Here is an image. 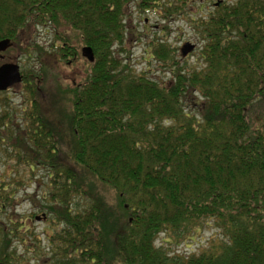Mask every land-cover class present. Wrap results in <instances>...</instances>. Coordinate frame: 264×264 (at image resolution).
I'll list each match as a JSON object with an SVG mask.
<instances>
[{"label":"trees","instance_id":"trees-1","mask_svg":"<svg viewBox=\"0 0 264 264\" xmlns=\"http://www.w3.org/2000/svg\"><path fill=\"white\" fill-rule=\"evenodd\" d=\"M157 1L0 0V42H12L5 60L21 64L25 97L20 117L0 100V264H31L40 252L31 258L47 264H264V0L220 3L193 19L200 68L177 60L168 35L148 40L145 54L170 80L137 74L128 56L138 41L132 7ZM174 4L159 6L167 23L183 13ZM39 28L53 35L48 48ZM69 60L87 69H73L60 91L71 105L60 128L45 85ZM61 131L71 134L68 153ZM33 183L47 188L49 253L36 214L17 210ZM204 222L218 230L208 251L157 244L164 232L187 239Z\"/></svg>","mask_w":264,"mask_h":264},{"label":"rangeland","instance_id":"rangeland-1","mask_svg":"<svg viewBox=\"0 0 264 264\" xmlns=\"http://www.w3.org/2000/svg\"><path fill=\"white\" fill-rule=\"evenodd\" d=\"M161 3L168 4L170 2L174 3L173 10L176 8H180L183 10V13L180 12V14H177L175 16H172L170 18V22H166L163 20V13L161 11V8L157 7V5H154V8H157V10H154L153 7H150L148 10L150 12H137L136 8L132 7V11H135L134 20L135 22V28H136V36L137 40L135 42V45L133 48H131V52L128 56L132 61V68L137 74H143L146 73L151 78H157V79H167L170 80L171 76L169 74V71H166L165 73L162 70V64L159 62L156 58L152 57V55L145 54V50H148V40L149 41H156L158 38L165 39L167 36V44L170 47L176 48V57L179 62L185 63L192 67L200 68L202 61L199 59L200 56V47H201V40L198 37V34L195 29V23L193 22V19L199 20L200 18L204 16L210 15L211 12L215 11L216 4L218 2H221V4L228 3L232 4L236 0H207V2L204 3V8H201V0H196V2L193 4L195 5L194 8L190 9L189 7L186 8L184 6L180 5V0H158ZM204 2V1H203ZM158 13H160V16L158 17ZM138 15V17L136 16ZM144 23L148 24L150 27L144 28ZM163 27L166 26L169 30L168 33H159V29H156L155 27ZM38 37L37 41L43 45V46H49L51 44L53 35L52 33H47L45 28H39L38 29ZM144 31H146V37L143 36ZM186 43H190L195 45V51H193L186 59H179L178 58V49L179 53L180 49L185 46ZM48 48V47H47ZM184 48V47H183ZM81 50V49H80ZM148 52V51H147ZM9 55H13V53L7 51L5 53H2L0 55V66L6 63V58ZM126 56V57H128ZM2 57L4 59H2ZM125 58V57H123ZM18 64L21 66V64L18 62ZM62 65H56L54 72L59 77V81L57 83H53V80H50L47 85H45V88L50 91L54 97V108L57 110L56 118L55 120H52V124L63 128V123L60 121L61 116L65 115V121H68L69 119V112L71 111V105H70V98L62 97L60 91L64 90L67 91V87H69L70 81L67 80L68 77L72 75L71 71L73 69H78L80 72H85L87 69V64L83 61H80L77 66L72 65V60L67 61L66 63H61ZM68 65V66H67ZM161 66V67H160ZM22 71V68H21ZM81 72V73H82ZM71 84V83H70ZM24 93V86L22 84L17 85L13 87L12 89L6 91V92H0V100L3 98H8L5 103H3L4 108L8 109L10 112V116L16 115L20 117L22 115V108H24L25 104V97L23 96ZM1 105V102H0ZM1 107V106H0ZM50 108L46 107L45 111ZM1 110V108H0ZM49 111V109H48ZM59 111V113H58ZM52 114V110H51ZM47 115V114H46ZM58 117V118H57ZM65 127V126H64ZM62 134H64L61 131ZM65 139L63 143V148L66 153H68V143L71 141V134L69 132L68 134H64ZM5 157H3L0 153V162H5ZM44 171H39V179L43 180L42 177L44 175ZM46 183V182H45ZM47 188L43 187V183L39 186L38 183H33L31 186L27 187L26 190L20 192V196L22 199H20V204L17 206L18 212L21 214H30L35 213L37 216V220L32 223L35 227V232L37 235H39L42 239V246L41 248L44 250L45 253H49L47 249V241H46V232L50 230V222L43 219L44 212H42V206L46 205L47 203L43 201L42 194L44 191H46ZM29 196H34L36 203H32L29 198ZM200 229V228H199ZM199 232V230H198ZM218 230L209 222H204L203 226L199 233H193L190 235L187 239H179L177 236L164 232L160 234L157 244L159 246H164L166 249L170 250L173 253L189 256L191 254H201L204 251H208L212 246V241L216 240L215 234H217ZM49 235V232L47 233ZM20 246V245H19ZM19 250H23L21 247H19ZM23 252V251H22ZM32 255L40 256L41 252L39 254H29V258L31 260V264H47L46 261H35L33 260Z\"/></svg>","mask_w":264,"mask_h":264},{"label":"water","instance_id":"water-1","mask_svg":"<svg viewBox=\"0 0 264 264\" xmlns=\"http://www.w3.org/2000/svg\"><path fill=\"white\" fill-rule=\"evenodd\" d=\"M11 47L12 42L10 40L1 41L0 53H5ZM185 48H187L188 51H192L194 46L187 44ZM82 56L91 63L95 61L93 50L90 47H85L82 49ZM22 81L23 77L19 64L6 63L0 66V92H5L21 84Z\"/></svg>","mask_w":264,"mask_h":264},{"label":"flooded vegetation","instance_id":"flooded-vegetation-1","mask_svg":"<svg viewBox=\"0 0 264 264\" xmlns=\"http://www.w3.org/2000/svg\"><path fill=\"white\" fill-rule=\"evenodd\" d=\"M202 1H204V3L207 2V0H202ZM154 4L157 5V6L159 7V6H162V5L165 4V3H161V2H159V1H157V2H155ZM218 4H220V2H218L216 5L218 6ZM136 10H137V12H141V10H138V9H136ZM154 10H157V9L154 8ZM144 11L147 12V13L150 12L148 9H146V10H144ZM159 16H160V13H158V17H159ZM180 50H181V52H182L183 55H187L188 50H187V48H185V46H184V48L182 47Z\"/></svg>","mask_w":264,"mask_h":264}]
</instances>
